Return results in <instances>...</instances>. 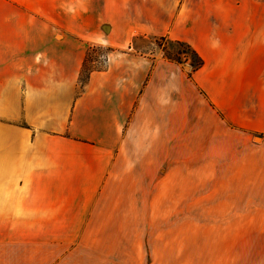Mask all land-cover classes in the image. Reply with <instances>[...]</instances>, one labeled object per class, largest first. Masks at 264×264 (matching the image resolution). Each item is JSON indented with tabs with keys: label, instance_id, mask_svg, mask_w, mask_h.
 Here are the masks:
<instances>
[{
	"label": "crops",
	"instance_id": "crops-1",
	"mask_svg": "<svg viewBox=\"0 0 264 264\" xmlns=\"http://www.w3.org/2000/svg\"><path fill=\"white\" fill-rule=\"evenodd\" d=\"M102 1L94 28L79 13L56 31L38 0H0V264H165L166 207L151 217L150 165L168 161V127L264 117L260 1ZM148 35L188 43L202 65L137 56L133 40ZM92 42L118 53L80 82ZM189 86L210 117L188 118ZM174 91L179 106L167 108Z\"/></svg>",
	"mask_w": 264,
	"mask_h": 264
},
{
	"label": "rangeland",
	"instance_id": "rangeland-1",
	"mask_svg": "<svg viewBox=\"0 0 264 264\" xmlns=\"http://www.w3.org/2000/svg\"><path fill=\"white\" fill-rule=\"evenodd\" d=\"M258 1L253 6L261 5L264 28V0ZM102 2L38 0V5L40 13L58 17L55 29L62 31L58 22L69 20L76 27L74 21L79 19V13H83V25L94 28V16ZM58 38L60 33L56 32L55 39ZM84 45L82 80L90 70L103 69L108 57L118 53L96 42ZM132 46L137 56L145 54L151 59L160 55L166 58L165 52L180 56L177 63L185 71L196 61L188 48L167 38L140 36L133 40ZM262 87L264 111V84ZM170 95L167 108L179 106V92ZM254 96L253 91L246 92L247 112L253 108ZM206 102L193 86L184 88L183 108L189 112L188 118L193 114L194 120L198 112L210 117ZM214 117V126L208 130H202L201 116L198 132L191 131L190 125H185L184 131L168 127L165 149L168 161L159 168L150 165L151 217L162 214L166 207L161 261L165 260V264H264V132L259 125L264 124V117L256 123L251 116L246 127L231 124L224 129L220 128L223 125L219 126L217 116ZM173 123L172 127L179 124L176 119ZM162 224H156L152 231Z\"/></svg>",
	"mask_w": 264,
	"mask_h": 264
},
{
	"label": "trees",
	"instance_id": "trees-1",
	"mask_svg": "<svg viewBox=\"0 0 264 264\" xmlns=\"http://www.w3.org/2000/svg\"><path fill=\"white\" fill-rule=\"evenodd\" d=\"M160 38H164V37H160ZM173 41V40H172ZM177 44L183 45L186 48H188L190 50V52L192 53V55L196 58V61L194 63L191 64V68L192 70H195L197 68H199L202 65V59L200 58V56L196 53V51L186 42L183 41H174ZM179 53V51H178ZM165 57L171 61H175V62H179L180 61V56L174 55V54H169L168 52H165ZM85 62V60H84ZM83 62V65H84ZM82 65V66H83ZM84 80L81 79L80 77V82H83Z\"/></svg>",
	"mask_w": 264,
	"mask_h": 264
},
{
	"label": "water",
	"instance_id": "water-1",
	"mask_svg": "<svg viewBox=\"0 0 264 264\" xmlns=\"http://www.w3.org/2000/svg\"><path fill=\"white\" fill-rule=\"evenodd\" d=\"M188 67V66H187Z\"/></svg>",
	"mask_w": 264,
	"mask_h": 264
}]
</instances>
